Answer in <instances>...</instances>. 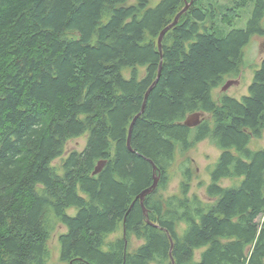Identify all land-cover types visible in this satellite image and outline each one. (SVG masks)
<instances>
[{
	"label": "trees",
	"instance_id": "1",
	"mask_svg": "<svg viewBox=\"0 0 264 264\" xmlns=\"http://www.w3.org/2000/svg\"><path fill=\"white\" fill-rule=\"evenodd\" d=\"M149 2L0 0V264H48L60 224L69 264H264V148H250L264 132V59L248 95H213L264 35V0H193L161 51L186 0ZM251 2L247 27L218 32V8L232 24ZM196 112L210 116L187 126ZM82 135L60 174L53 161ZM208 138L222 152L207 200L191 193L189 159L181 194L164 195L178 153Z\"/></svg>",
	"mask_w": 264,
	"mask_h": 264
},
{
	"label": "rangeland",
	"instance_id": "2",
	"mask_svg": "<svg viewBox=\"0 0 264 264\" xmlns=\"http://www.w3.org/2000/svg\"><path fill=\"white\" fill-rule=\"evenodd\" d=\"M161 0H150L149 7H155L160 3ZM221 4H229L230 0H220ZM254 9V2H251L248 7L241 10L240 16L232 24L222 23L220 21L222 8H218V15L215 21V27L220 34H227L234 28H244L247 27L249 19L252 16ZM262 26L264 27V17L262 19ZM244 62L242 65L241 75L239 77L229 74L226 75L225 82L223 85L217 87L213 91V95L216 99L223 93L230 96L242 99L244 95L249 94V85L252 83L254 78V73L257 68L261 66V62L264 59V35H254L250 42L244 48ZM124 74L129 76L130 70H125ZM229 84L228 88H224ZM210 115L202 113L201 117L208 118ZM87 144V135H82L73 138L67 142L66 152L64 156L59 157L53 161V164L58 167L59 173L63 174L64 169L62 167L63 159L68 156V154L73 150L81 151L85 148ZM250 148L254 150H260L264 148V132L262 138H253L250 143ZM221 150L210 140V138L205 139L197 143L192 149H190L184 155L178 153L176 161L171 168L170 174L171 179L169 186L166 190H163V194L166 196L181 194V182L183 180L182 166L186 159H189V166L194 170L193 181L191 187V193H195L201 198L207 200L206 196V186L210 183V170L213 168L214 164L217 162ZM243 179L242 178H227L222 180L223 186H233L239 185ZM209 199V198H208ZM77 212L76 208L70 209V214H75ZM185 226V225H183ZM66 231V227L62 224L58 225L56 232L53 234L49 241V247L51 250V255L48 264H69L61 260V243L59 240V234ZM122 230H118L114 235H111L109 239H114L117 236H121ZM142 243V241L133 239L132 247L136 248ZM201 251H198L200 255Z\"/></svg>",
	"mask_w": 264,
	"mask_h": 264
},
{
	"label": "water",
	"instance_id": "3",
	"mask_svg": "<svg viewBox=\"0 0 264 264\" xmlns=\"http://www.w3.org/2000/svg\"><path fill=\"white\" fill-rule=\"evenodd\" d=\"M192 1H193V0H191L190 2H188V1L186 0V6H185V8L177 14V16L175 17L174 21H173L170 25H168L167 27H165V28L162 30V32H161V34H160V36H159V38H158V46H159L160 51H161V49H162V41H163V38H164L165 34L167 33V31H168L169 29H171L174 25H176V24L179 22V19H180L181 15H182L185 11L188 10V8H189L190 4L192 3ZM160 75H161V69H160V71H159L158 78L156 79V81H155L154 84H156V83L158 82ZM228 86H229V84H228L226 87H224V88L226 89V88H228ZM144 110H145V106L143 107L141 113L144 112ZM201 114H202V112H196V113H194V114H191V115L188 116V118L186 119L185 124H186L187 126H189V127H195V126L199 125V124L201 123V121H202ZM139 115H140V114H139ZM139 115H137V116L134 118V120H133V122H132V124H131V127H130V133H129V146H130V139H131V135H132L133 125H134V123H135V121H136V119L138 118ZM104 165H105V162H100V163L97 165V167H96V169H95V171H94V174L99 173V172L103 169ZM154 169H155V171H156V166L154 167ZM158 182H159V176H157V175L155 174V182H154V184H153L151 187H149L148 189L144 190V191H143V192L137 197L138 199L141 200V202H142L143 205H144V200H145L146 196H147L148 194H150V193L153 192V190L158 186ZM145 213H146V215L148 216V212H147L146 209H145ZM148 222H150L149 219H148ZM173 264H176L175 261H174V259H173Z\"/></svg>",
	"mask_w": 264,
	"mask_h": 264
}]
</instances>
